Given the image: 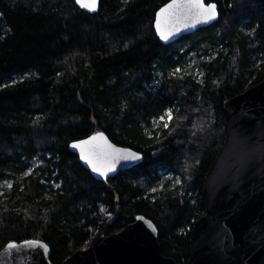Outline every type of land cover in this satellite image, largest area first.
<instances>
[{
  "label": "trees",
  "instance_id": "obj_1",
  "mask_svg": "<svg viewBox=\"0 0 264 264\" xmlns=\"http://www.w3.org/2000/svg\"><path fill=\"white\" fill-rule=\"evenodd\" d=\"M168 1L100 0L91 13L75 0H0V250L42 239L58 264L144 214L162 252L187 263L224 102L264 78V0H206L219 19L164 44L154 19ZM189 51L202 79L168 72ZM169 108L168 127L154 128ZM99 130L143 161L96 179L69 146ZM164 171L180 183L151 192Z\"/></svg>",
  "mask_w": 264,
  "mask_h": 264
},
{
  "label": "water",
  "instance_id": "obj_2",
  "mask_svg": "<svg viewBox=\"0 0 264 264\" xmlns=\"http://www.w3.org/2000/svg\"><path fill=\"white\" fill-rule=\"evenodd\" d=\"M154 30L164 44H171L181 37L194 33L202 27L214 24L220 16L206 23L187 22L167 40ZM205 3L207 4L208 2ZM212 3V2H210ZM94 13L100 8L97 0L95 10L81 7ZM225 140L212 162L204 180L206 209L192 228L189 258L186 264H264V78L256 85L236 94L224 102ZM96 133H103L107 143L116 149L139 153V159H119L113 170L106 175L94 171L92 165L81 158L79 141L87 140ZM100 143H103L101 141ZM70 149L83 166L99 180L106 181L121 171L143 161V153L114 142L104 130L73 140ZM39 241L41 246L25 244ZM14 242L16 247L8 249ZM0 250V264H55L51 260L50 245L36 238L10 241ZM47 245V251L42 245ZM58 264H179L162 252L159 229L156 223L144 214H137L134 221L119 231L103 234L87 247H82Z\"/></svg>",
  "mask_w": 264,
  "mask_h": 264
},
{
  "label": "snow or ice",
  "instance_id": "obj_3",
  "mask_svg": "<svg viewBox=\"0 0 264 264\" xmlns=\"http://www.w3.org/2000/svg\"><path fill=\"white\" fill-rule=\"evenodd\" d=\"M75 3L81 7L95 10L97 0H75ZM217 4L215 2L205 3V0H171V3L166 4L157 13L156 28L162 39L167 40L173 34V29L179 28L181 23L187 26L188 21L194 23L208 22L217 16ZM181 69L174 70L173 75L179 73ZM167 118L170 121L173 118L172 109L167 110ZM161 121L165 120L164 116L159 117ZM164 127H168L165 123ZM103 141V143H100ZM73 147L79 148L81 158L92 165L93 170L106 175L108 171L113 170L114 165L119 159H139V153L132 152L130 149H116L114 145L108 144L103 133H96L90 136L87 140L79 141ZM31 169L29 170V173ZM27 174V173H26ZM9 188L10 183L5 181ZM179 183V181H177ZM155 191V189H153ZM25 244L41 246L39 241H25ZM47 251L48 246L42 245ZM8 249L16 247L14 242L7 245Z\"/></svg>",
  "mask_w": 264,
  "mask_h": 264
},
{
  "label": "rangeland",
  "instance_id": "obj_4",
  "mask_svg": "<svg viewBox=\"0 0 264 264\" xmlns=\"http://www.w3.org/2000/svg\"><path fill=\"white\" fill-rule=\"evenodd\" d=\"M188 47H189V45H188ZM186 49H188L187 46H184V49L182 48V51L186 50ZM197 60L198 59L196 58L195 51H189L182 58V63H177V62H175V59H174V61H172L171 64L168 66V72H169V74L171 76L193 74L197 79H202L203 78V72L200 69V67L198 66ZM177 68L181 69V71L179 73H177L176 75H173L174 70L177 69ZM162 116L165 117V120H163V121H161L159 119V117L151 119L150 123H151V125L154 128H159L160 126H164L165 123H167L169 125L170 121L167 118V111ZM37 161L38 160L36 159L35 162H37ZM161 174H162L161 175L162 179L160 181V184L157 185V186L152 187L151 192H153V189H155V191L160 189L165 184L175 185V184H179L180 183V180H181L180 176L175 174V173H172V172H169V171H164V172H161ZM5 181H7L8 183L12 184V181L10 179L3 180L1 182V186L2 187H8L7 184L5 183ZM177 181H179V183H177ZM101 210L107 217L111 218V215H110V213L107 212L106 207L101 206ZM88 245H89V243L86 244L83 247H87Z\"/></svg>",
  "mask_w": 264,
  "mask_h": 264
}]
</instances>
